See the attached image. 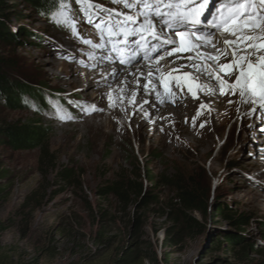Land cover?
Wrapping results in <instances>:
<instances>
[{
	"label": "rangeland",
	"instance_id": "1",
	"mask_svg": "<svg viewBox=\"0 0 264 264\" xmlns=\"http://www.w3.org/2000/svg\"><path fill=\"white\" fill-rule=\"evenodd\" d=\"M12 4L21 15L15 9L8 15V28L16 43L5 49V55L18 64L8 74L10 82L31 86L34 92L39 90L38 94L45 93L41 83L49 94L57 89L79 93L84 82L76 80L71 53L65 52L74 50V45L46 25L30 6L16 1ZM73 15L79 22L86 21L79 9ZM53 42L65 45L62 60L64 52L57 54L50 46ZM55 62L63 65L56 66ZM37 102L33 107L19 105L20 109L0 103V123L34 118L43 123L48 130L46 144L58 165L45 177L40 171V149L14 152L0 144V169L7 172V179L1 183L5 190L0 202L3 248H14L25 262H31L50 247L54 258L40 264H72L85 259L94 264H158V258L159 264H264V211L258 210L255 190L264 191L262 184L256 183L264 182V168H255L260 160L253 155L250 132L220 139L216 134L222 125L218 121L215 133L198 139L184 126V148H176L160 132L153 131L150 123L144 128L143 119L136 120L129 112L125 126L108 117L91 121L93 116L85 115L82 101L78 108L73 102L50 97L48 111H41ZM102 123L105 127L98 130L96 125ZM255 138L264 143L259 133ZM138 163L142 171L136 175ZM63 166H74L79 172L78 185L56 182ZM180 177L189 190L198 187L204 191L208 214L193 215L201 226L197 234L182 230L175 237L176 225L166 214V208L175 201L174 190L164 181ZM120 180L142 184L137 205L124 206L107 193ZM150 194L155 195V203L150 201ZM222 208L229 214H223ZM238 216L250 220L248 227H232L231 221ZM247 246L259 251L257 255L246 251Z\"/></svg>",
	"mask_w": 264,
	"mask_h": 264
},
{
	"label": "snow or ice",
	"instance_id": "2",
	"mask_svg": "<svg viewBox=\"0 0 264 264\" xmlns=\"http://www.w3.org/2000/svg\"><path fill=\"white\" fill-rule=\"evenodd\" d=\"M110 2L121 5L127 12L107 9L95 3V0H75L87 23L96 29L98 42L80 35L79 21L73 15L71 7L72 0H59L57 11L52 14L51 19L58 25L68 27L81 43L92 49L108 48L121 64H131L140 53H143L146 60H151L153 54H156V64L152 68L159 74L157 79L164 88V93L156 90L155 85L150 90H156L158 98L173 97L176 95L173 88L183 91L186 87L192 92L193 98H199L198 93L202 91H206V94L219 92L220 95H238L241 103L253 105L252 111L264 109V0ZM200 26L214 31L201 33ZM129 38H135L132 41L134 47H129ZM150 40L158 43L150 44ZM208 48L214 49V54L202 51ZM178 52L193 53L187 57L176 56V59L187 60L188 63L179 67L192 68L195 74H177V69L165 73L160 67V60ZM229 56L231 60L228 63H219ZM107 58L110 61L113 59L111 55ZM208 61L212 63L209 64ZM148 75L151 84V69ZM200 75H207L210 80H215V85L200 83ZM144 87L147 89L148 84ZM134 97L135 94L131 102H134ZM160 102L163 103L164 100L161 99ZM92 110L95 111V107Z\"/></svg>",
	"mask_w": 264,
	"mask_h": 264
},
{
	"label": "trees",
	"instance_id": "3",
	"mask_svg": "<svg viewBox=\"0 0 264 264\" xmlns=\"http://www.w3.org/2000/svg\"><path fill=\"white\" fill-rule=\"evenodd\" d=\"M21 2L30 6L35 13L41 18L50 17V13L57 10L59 0H0V103H4L7 107L20 109L21 103L25 104V97L37 98L41 107L46 104L45 100L40 96L39 90L34 92L31 86H25L20 82H10L8 74L18 67L14 58L7 57L5 55V49L10 48L16 43V37L11 33L8 28L9 16L14 14V9L17 14H20L17 6L12 4L13 2ZM15 11V12H16ZM24 32L23 34H25ZM33 35V34H32ZM39 87H43V84H39ZM34 88V87H33ZM32 95V96H30ZM35 96V97H34ZM43 123L37 118L30 120L29 122L14 121L0 123V144L8 150L18 151H33L36 149L41 150L40 155V171L45 177L50 172L58 169L56 164V156L53 154L47 146L48 130L43 128ZM135 157V156H134ZM142 171V164H136L135 174H139ZM7 179V172L0 169V202L4 198L5 190L1 188V183ZM79 172L75 170L74 166H63L56 174V182L65 183L68 186L78 185L80 182ZM150 180L153 181V178ZM164 184L171 187L174 190L175 201L168 206L166 214L173 220L176 227L173 229L175 237H178L180 232L187 231V233L197 234L200 231L201 226L199 222L194 219L196 214L207 215L208 198L204 191L200 188H194L189 190L184 182V179L174 178L165 179ZM157 185V184H156ZM155 188V187H154ZM108 194L116 196L124 206L137 205L138 201L142 198V184L137 182L120 180L112 185L111 189H108ZM151 202L155 203V195L150 194ZM144 203H147L145 200ZM150 204V203H149ZM223 214H229L224 211V208L220 209ZM228 210V209H227ZM226 212V213H224ZM195 214V215H194ZM194 215V216H193ZM228 218L229 215H225ZM139 219L138 223H141ZM250 220L244 216H238L231 221V225L234 229H240L242 227H248ZM104 239V238H103ZM230 241V240H229ZM251 250L255 255L259 251H256L253 246H247L246 251ZM54 254L50 247L43 249L38 256L31 262H25L22 254H17L14 248H3L0 245V264H40L41 260L48 259ZM158 264L160 259L156 260ZM91 259H85L83 262H77L72 264H94ZM136 264L137 262H130L126 264ZM117 264H123L118 262Z\"/></svg>",
	"mask_w": 264,
	"mask_h": 264
},
{
	"label": "clouds",
	"instance_id": "4",
	"mask_svg": "<svg viewBox=\"0 0 264 264\" xmlns=\"http://www.w3.org/2000/svg\"><path fill=\"white\" fill-rule=\"evenodd\" d=\"M215 40V38H213ZM219 47V46H218ZM64 54V53H61ZM77 55V53H74ZM214 54V52H213ZM231 60V57H227V59H222V64L228 63ZM165 64L163 63L161 68L164 69V71L167 70V72L171 69H177V74H183L185 69H181L179 66L183 65L185 63H179L177 64L172 63L169 61L168 58L164 60ZM199 61H194V63H198ZM188 63V62H186ZM107 64V63H106ZM152 64L151 61L146 59H138L137 61H132L131 64H123L122 68L123 71H118V73L114 74L113 77L110 79L105 80L106 82H102L104 85L105 83L109 84L108 89L112 90L116 96V100L118 101L119 108L113 109L108 111L100 110L95 111L93 113H90L93 117H108L109 120H117L120 122H123L126 126L128 123V120L124 119L125 115L128 114V112L131 114L132 118H135L136 120L142 118L143 121L141 122H148L152 125L153 130L160 132V134L163 135L164 138H167L170 141V144H173L176 148L179 146H184V133L182 131V128L184 126L186 127V130L188 133L193 134V137L203 138L207 133H215L216 124L217 122H221V127L217 131V136L221 139H224V137L228 136H235L236 137L239 134L250 132L252 129H256L258 133L261 135V138L264 136V133L262 132V129L264 128V121L260 118V114L263 112V109H258L256 111H253V119H249L247 116L242 118L240 120L236 119L235 116L239 117L240 112L238 114L235 111H232L227 105H225L224 101L225 98L222 97V95L218 94H206V91L204 93L199 92L198 97L199 98H189L186 103L182 104V100L188 95H190L192 92H189L188 89L185 87L186 90L185 96L181 99L179 103L173 104L172 103V97L168 100L170 101V104L165 103L167 101L166 99H163L165 96H161L160 98L156 95V90H158L161 93H164V88L162 87L161 83L158 82L157 86H155L156 90H150L153 88V86H148V88H141V91H138V93L130 92L128 90V87L123 83L122 79L130 78L132 76V73L134 72H144V67H147ZM156 64V62H154ZM116 68H120V66L117 67V65L112 64ZM167 65V66H166ZM75 64L72 66V71L76 75V79L83 80V88L80 87V92L75 93L74 91L69 93H75L78 96H84L89 99V101L92 103V101H98V105L104 104V97L99 96V85L101 84V81H97V79L93 78L92 75L88 73H83V70L76 69ZM152 68V65H151ZM121 70V69H120ZM154 68H152V71ZM154 74V73H153ZM153 78V76H152ZM232 79H235V76L232 77ZM88 82H92L93 87L87 88ZM149 83V82H148ZM174 83V82H173ZM102 85V86H103ZM86 87V89H85ZM106 90V88H105ZM175 92H179L178 89L174 88ZM62 92V91H61ZM59 91V93H61ZM101 92V91H100ZM134 102H131L133 100ZM85 99V98H83ZM163 99L164 102L161 103L160 100ZM90 105H93L90 104ZM201 105H205V107H201ZM85 106V104H84ZM144 107H147V109H143ZM150 108V110H149ZM148 110L147 116L144 115V112ZM151 112H155V116H159L155 119L152 118ZM124 113L123 117L117 118V114ZM198 113H200L198 115ZM164 117L162 120L161 117ZM139 117V118H138ZM92 118V117H91ZM131 118V119H132ZM240 118V117H239ZM260 123L257 125L254 121L259 120ZM128 119V118H127ZM111 120V121H112ZM133 120V119H132ZM132 120L129 122L131 124ZM109 121V122H111ZM144 122V123H145ZM177 123H180L181 126H177ZM178 127V128H177ZM226 127V135L224 133V129ZM177 128V129H176ZM244 134V135H246ZM159 135L158 133L156 134ZM249 135V134H248ZM184 136V137H183ZM197 139V138H196ZM188 140V138H187ZM257 140V139H255ZM223 141V140H222ZM255 143V142H254ZM188 144L190 145V142L188 140V143H186V146L188 147ZM253 146V155L259 158L260 161L264 160V149H261L260 151L256 149L255 145ZM184 148V147H180ZM259 161V162H260ZM264 170V169H263Z\"/></svg>",
	"mask_w": 264,
	"mask_h": 264
},
{
	"label": "bare ground",
	"instance_id": "5",
	"mask_svg": "<svg viewBox=\"0 0 264 264\" xmlns=\"http://www.w3.org/2000/svg\"><path fill=\"white\" fill-rule=\"evenodd\" d=\"M50 46L51 47H55L56 48V50H57V54H60L61 52H64L65 51V45H62V47H61V45H59V44H55L54 42L53 43H51L50 44ZM57 47H58V49H57ZM55 50V51H56ZM65 52H67V53H70L71 52V48H69L68 50H66ZM65 52H64V54H65ZM85 63H87V61H85ZM53 64H55L56 66H62L63 64H59L58 65V63L57 62H55V63H53ZM87 65H88V63H87ZM48 71V70H47ZM71 73V72H70ZM74 74V73H73ZM75 75V74H74ZM76 76V75H75ZM76 80H79L80 81V79H76ZM84 84V83H83ZM91 87H93V85H92V82H88V86H87V88H91ZM85 89H86V87H85ZM81 90V89H80ZM57 94V91H54V92H50V95H56ZM40 96H42V98L45 100V102H46V104H44V107H41L40 105H38L39 106V108H41L40 110L41 111H44L45 109H47V97H46V94L45 93H42V94H39ZM26 99H25V103H27L28 102V98L31 100V98L29 97V96H26L25 97ZM29 107V106H28ZM36 109H38L37 107H35ZM143 109H147V107H144ZM149 110H150V108H149ZM148 113V110L147 111H145L144 112V115L145 116H147L146 114ZM41 114L43 115V113L41 112ZM156 115V113L155 112H151V116H152V118L153 119H155V118H157V117H159V116H155ZM117 118H119V117H123L124 115H121L120 113L119 114H117ZM101 117V116H100ZM100 117H97V118H100ZM95 118L96 117H92L90 120L91 121H95ZM139 118V117H138ZM162 118V120L164 119V117L162 116L161 117ZM81 119V118H80ZM124 119H125V117H124ZM101 120V119H100ZM107 120H109V118H107ZM91 121H89V122H91ZM257 125L260 123V120H258L257 119V121L255 122ZM107 124H110L109 122H107ZM105 125L106 124H104V123H102V124H100V125H96V127H97V129L98 130H100V129H103L104 127H105ZM111 125V124H110ZM141 125L144 127V128H148L149 126V124H148V122H143V123H141ZM180 125V123L178 124L177 123V126H179ZM90 126V125H89ZM151 126V125H150ZM181 126V125H180ZM76 127V126H75ZM114 127V126H113ZM122 127V126H121ZM120 128V127H119ZM178 128V127H177ZM176 128V129H177ZM122 129V128H121ZM120 130V129H119ZM141 130H143L142 128H141ZM125 131V130H124ZM154 131V130H153ZM250 135H252L251 137H254L253 138V140H252V142L250 143L251 145H255V147H256V149L257 150H261V149H264V143L262 142V141H260V139H259V141L258 140H255L256 138V135L258 134V131L256 130V129H252L251 131H250ZM141 135H142V133H141ZM210 135V134H209ZM144 136H145V134H144ZM188 137V136H187ZM112 138H114V137H112ZM118 138V137H117ZM196 139V138H195ZM142 140V139H141ZM146 140V139H145ZM160 140V139H159ZM165 140V139H164ZM211 141V140H210ZM163 142V141H162ZM193 142H195V141H193ZM193 142H191V144H193ZM255 142V143H254ZM198 145V144H197ZM205 146L206 144L205 143H202V146ZM182 147V146H181ZM200 148V147H199ZM173 150V149H172ZM175 150V149H174ZM179 152V151H178ZM188 152V151H187ZM170 154H171V150H170ZM175 155V154H174ZM256 163V162H255ZM264 168V160H262V161H260L259 162V164L257 165V166H255V168ZM256 183H260V184H262V187L264 188V182L263 181H260V180H257V182ZM256 190V192H257V194H258V198H259V208H258V210H262V211H264V191L262 192V191H259V190H257V189H255ZM255 192V193H256ZM259 192V193H258Z\"/></svg>",
	"mask_w": 264,
	"mask_h": 264
}]
</instances>
